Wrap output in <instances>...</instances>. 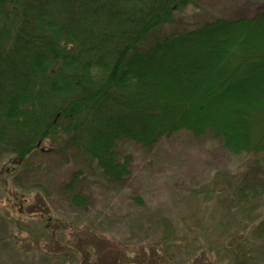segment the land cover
Segmentation results:
<instances>
[{
	"label": "trees",
	"instance_id": "trees-1",
	"mask_svg": "<svg viewBox=\"0 0 264 264\" xmlns=\"http://www.w3.org/2000/svg\"><path fill=\"white\" fill-rule=\"evenodd\" d=\"M192 3L0 0V175L50 141L81 149L117 183L128 175L118 144L152 147L187 130L252 157L262 175L251 182L264 195V8L168 31ZM73 185L70 203L90 210ZM39 219L54 240L51 216ZM255 231L264 233V220ZM246 247L237 238L223 246L233 264H246ZM61 248L65 264L78 251Z\"/></svg>",
	"mask_w": 264,
	"mask_h": 264
},
{
	"label": "rangeland",
	"instance_id": "rangeland-1",
	"mask_svg": "<svg viewBox=\"0 0 264 264\" xmlns=\"http://www.w3.org/2000/svg\"><path fill=\"white\" fill-rule=\"evenodd\" d=\"M263 8L264 0H193L168 31L253 17ZM44 147L24 167L0 175V264H65L61 247L68 244L79 252L67 264H212L216 255L233 264L223 248L233 238L247 243L246 264H264V233L255 231L264 195L251 182L262 173L252 157L230 154L210 133L182 130L152 147L118 144L128 175L117 183L79 148L62 151L50 141ZM71 179L90 210L68 200ZM42 214L51 216L55 241ZM79 222L87 232H74Z\"/></svg>",
	"mask_w": 264,
	"mask_h": 264
}]
</instances>
